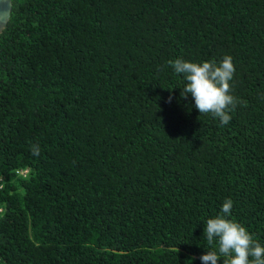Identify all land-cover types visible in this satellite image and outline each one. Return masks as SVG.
I'll return each mask as SVG.
<instances>
[{
  "label": "trees",
  "instance_id": "1",
  "mask_svg": "<svg viewBox=\"0 0 264 264\" xmlns=\"http://www.w3.org/2000/svg\"><path fill=\"white\" fill-rule=\"evenodd\" d=\"M221 54L225 125L168 63ZM229 198L264 247V0H11L0 264H225L204 228Z\"/></svg>",
  "mask_w": 264,
  "mask_h": 264
},
{
  "label": "clouds",
  "instance_id": "2",
  "mask_svg": "<svg viewBox=\"0 0 264 264\" xmlns=\"http://www.w3.org/2000/svg\"><path fill=\"white\" fill-rule=\"evenodd\" d=\"M168 63L176 74H182L186 80L180 96L187 98L191 94L200 114L212 113L222 125L228 124L231 119L229 113L236 104L235 97L229 94V82L235 72L231 56L221 54L213 57L212 61L199 64L179 58ZM33 154H39L38 146H33ZM26 171L25 169L20 173L24 174ZM232 207L233 201L226 199L221 207L222 215L207 220L204 231L208 244L213 243L214 237L218 238L219 254L229 257L225 264H264V247L253 240L242 225L226 218ZM200 260L201 264H218V253L206 251Z\"/></svg>",
  "mask_w": 264,
  "mask_h": 264
},
{
  "label": "water",
  "instance_id": "3",
  "mask_svg": "<svg viewBox=\"0 0 264 264\" xmlns=\"http://www.w3.org/2000/svg\"><path fill=\"white\" fill-rule=\"evenodd\" d=\"M11 0H0V31L4 28L10 13Z\"/></svg>",
  "mask_w": 264,
  "mask_h": 264
}]
</instances>
